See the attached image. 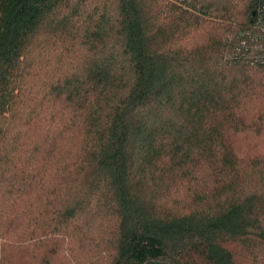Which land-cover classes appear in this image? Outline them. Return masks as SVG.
<instances>
[{"label":"trees","instance_id":"trees-1","mask_svg":"<svg viewBox=\"0 0 264 264\" xmlns=\"http://www.w3.org/2000/svg\"><path fill=\"white\" fill-rule=\"evenodd\" d=\"M0 264H264V0H0Z\"/></svg>","mask_w":264,"mask_h":264}]
</instances>
